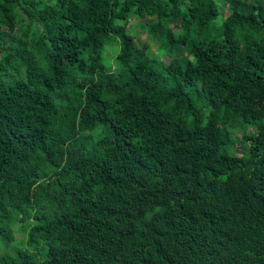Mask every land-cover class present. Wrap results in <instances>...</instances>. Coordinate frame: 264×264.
I'll use <instances>...</instances> for the list:
<instances>
[{
  "label": "trees",
  "instance_id": "obj_1",
  "mask_svg": "<svg viewBox=\"0 0 264 264\" xmlns=\"http://www.w3.org/2000/svg\"><path fill=\"white\" fill-rule=\"evenodd\" d=\"M223 1L0 0V264H264V0Z\"/></svg>",
  "mask_w": 264,
  "mask_h": 264
},
{
  "label": "rangeland",
  "instance_id": "obj_2",
  "mask_svg": "<svg viewBox=\"0 0 264 264\" xmlns=\"http://www.w3.org/2000/svg\"><path fill=\"white\" fill-rule=\"evenodd\" d=\"M216 2L219 4V7L221 8V13L215 21L216 25H219L222 18H224L227 15L228 5L223 0H216ZM140 21L141 20H139L136 17H131L127 25V29L129 33L135 36L136 41L138 43H142L144 41L147 42L149 44L150 53L152 55L155 56L157 55L158 57L160 56V59L163 62H168L170 60V56L164 53V49L160 47L161 46L160 41L155 38H150L147 32L143 29V27H141ZM106 47L107 48L104 50L102 61L104 62V64H113L115 51L111 47L108 46ZM254 131L255 129L253 127H248L245 130L236 129L233 131L234 132L233 135L235 137L241 138L244 133L254 132ZM234 148L236 153L240 154L244 148V144L237 141L235 143ZM13 232H14L13 241L6 242L3 239H0V253L12 254L18 248H22V249L28 248L25 242L26 238L22 226L15 225L13 227ZM38 258H40V254L38 255Z\"/></svg>",
  "mask_w": 264,
  "mask_h": 264
}]
</instances>
